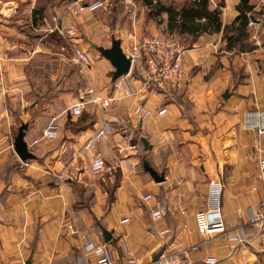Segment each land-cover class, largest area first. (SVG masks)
<instances>
[{
	"label": "crops",
	"instance_id": "0c3cea01",
	"mask_svg": "<svg viewBox=\"0 0 264 264\" xmlns=\"http://www.w3.org/2000/svg\"><path fill=\"white\" fill-rule=\"evenodd\" d=\"M75 1L0 0V264H81L83 234L104 241L102 227L111 233L104 242L120 263L125 249L150 264L158 252L189 248L195 264L210 257L264 264L259 233L248 217L262 195L254 177L256 141L241 120L248 108L264 109V0H251V49L227 50L222 31L203 33L184 54L185 80L164 88L144 87L133 73L112 80L114 67L98 47L110 46L115 37L126 50L133 34H174L166 29L165 14L156 21L139 1L133 14L123 0L121 6L107 0L101 11L64 15ZM221 1L226 23L239 0ZM52 16L61 17L65 35L52 30ZM66 42L85 49L91 63L62 51ZM88 86L93 93L87 95L115 93L117 100L104 113L107 136L84 148L101 110L92 102L74 115L69 106ZM81 114L89 117L87 125L74 129ZM52 119L57 135L42 136ZM23 122L24 140L35 154L26 161L13 143ZM129 140L139 144L134 172L118 167L114 150L116 142ZM95 150L104 156L101 169L93 167ZM144 161L164 179L155 181ZM217 178L224 186V231L203 235L196 214L206 210L208 181ZM154 205L161 210L156 218L150 214Z\"/></svg>",
	"mask_w": 264,
	"mask_h": 264
},
{
	"label": "built area",
	"instance_id": "2783aa9c",
	"mask_svg": "<svg viewBox=\"0 0 264 264\" xmlns=\"http://www.w3.org/2000/svg\"><path fill=\"white\" fill-rule=\"evenodd\" d=\"M127 7L133 14L137 12L135 7V0H123ZM107 0H78L73 2L72 5H67L64 9V15H78L84 11H92L96 8H105ZM51 20L56 22L52 30L58 31L60 34L65 35V28L61 22V17L52 16ZM249 25H252L253 20H249ZM130 45L124 50L126 57L130 59V68L128 73L135 72L141 84L144 87H161L173 86L185 80L187 75L184 66V54L187 47L178 40L175 34L167 37L159 35L141 34L131 36ZM62 51H69L73 60L78 61L80 64L88 65L91 63L89 53L80 46L71 45L68 42L61 45ZM84 94L76 100L75 103L69 106L71 114H79L83 106L87 103H96L101 110L102 116L98 125L93 130V133L87 138L84 146L95 147L99 142L107 136L106 117L104 115L108 106L117 100L115 93L109 94L107 97H100L92 94L90 86L83 90ZM254 93V90H251ZM242 127L244 130L250 131L255 136V149L257 154V172L255 180L259 181L262 187V195L259 198L257 207L250 208L248 217L255 225L257 233H259L260 244L264 248V109L259 106L254 109L248 108L242 113ZM58 125L52 119L42 131V136L54 137L57 134ZM139 144L135 141H118L115 144V152L119 156L118 167H127L128 171L134 172L136 170L137 161L132 160L136 157ZM93 167L102 168L103 153L100 150H95L93 153ZM208 186H210L207 207L204 211H199L196 214L198 220L197 230L200 234L207 235L211 232H223L224 224L223 218L220 213V198L223 189V182L220 178L209 179ZM257 186H252L251 189H256ZM147 196V195H146ZM145 196V197H146ZM161 210L157 206H152L150 214L153 218L160 215ZM72 233H78L79 230L68 225ZM84 243L82 245L81 264H142L141 261L132 253L131 250H124L125 257L120 263L109 245L100 240L94 241L88 234H83ZM150 264H195L192 259L191 249L183 248L176 251H161V254ZM199 264H231V258L221 261L214 257L203 260Z\"/></svg>",
	"mask_w": 264,
	"mask_h": 264
},
{
	"label": "trees",
	"instance_id": "16d2710c",
	"mask_svg": "<svg viewBox=\"0 0 264 264\" xmlns=\"http://www.w3.org/2000/svg\"><path fill=\"white\" fill-rule=\"evenodd\" d=\"M137 1L145 7L148 18L159 21L165 14L168 33H174L178 40L185 41L188 46L196 42L203 33L222 31L225 49L242 50L253 47V43L248 41V21L254 19V4L251 0H239L235 4L237 14L226 23H223L221 18L223 4L221 0L215 6H211V0H135L136 3ZM133 74L137 75L135 72ZM86 115H79L72 123V127L74 129L85 127L89 118ZM113 186L107 188L108 202L114 197Z\"/></svg>",
	"mask_w": 264,
	"mask_h": 264
},
{
	"label": "water",
	"instance_id": "95a60500",
	"mask_svg": "<svg viewBox=\"0 0 264 264\" xmlns=\"http://www.w3.org/2000/svg\"><path fill=\"white\" fill-rule=\"evenodd\" d=\"M100 54L109 59L111 64L113 65L114 69L112 71V80H116L117 78L124 76L123 74L128 73L130 68V59L126 57L124 50L122 49L121 42L118 38L113 37L111 39V45L105 47H98ZM28 128L27 123L23 122L19 125L18 131L14 137V149L17 153L19 159L26 161L35 157V154L29 149L28 143L24 140L25 130ZM141 142L143 143L144 149L149 147L148 140L142 136ZM143 166L145 170L149 171L152 178L159 182V180H163L164 176L158 174L147 161L143 162ZM102 238L104 241H109L111 237V233L102 227L101 229ZM161 252H158L154 259H156ZM28 264V262H27Z\"/></svg>",
	"mask_w": 264,
	"mask_h": 264
},
{
	"label": "rangeland",
	"instance_id": "374dc122",
	"mask_svg": "<svg viewBox=\"0 0 264 264\" xmlns=\"http://www.w3.org/2000/svg\"><path fill=\"white\" fill-rule=\"evenodd\" d=\"M113 1H115V0H112V2ZM122 0H116V4H118V5H120L121 6V4H122V2H121ZM107 3V2H106ZM135 5H136V7H138V5L139 4H137V3H135ZM100 8V7H99ZM98 8V9H99ZM102 9V8H101ZM101 9H99L100 11H101ZM104 16V15H103ZM163 36V35H162ZM164 37H166V36H164ZM179 41H181L186 47H188V44H186V42L185 41H182V40H179ZM58 130H59V125H58ZM57 133H58V131H57ZM57 135V134H56ZM55 135V136H56Z\"/></svg>",
	"mask_w": 264,
	"mask_h": 264
}]
</instances>
